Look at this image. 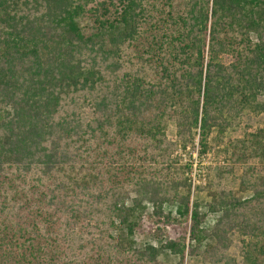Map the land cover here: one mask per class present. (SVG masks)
<instances>
[{
    "label": "trees",
    "instance_id": "obj_1",
    "mask_svg": "<svg viewBox=\"0 0 264 264\" xmlns=\"http://www.w3.org/2000/svg\"><path fill=\"white\" fill-rule=\"evenodd\" d=\"M245 113L264 114V0H0V264H264V121L197 188L212 228L172 156ZM148 204L188 236L137 247Z\"/></svg>",
    "mask_w": 264,
    "mask_h": 264
},
{
    "label": "rangeland",
    "instance_id": "obj_2",
    "mask_svg": "<svg viewBox=\"0 0 264 264\" xmlns=\"http://www.w3.org/2000/svg\"><path fill=\"white\" fill-rule=\"evenodd\" d=\"M221 61L226 62L229 60L228 56H222ZM81 118L84 122L90 120L93 116V109L91 106H84L80 110ZM264 121V114H243L238 126L228 128L225 132L221 142L216 143L213 140L214 132L209 135L208 142L209 147L206 153L201 154L199 152L198 134L194 141L187 145L185 149L177 147L172 156L178 159L177 165L187 167L191 164V168H185L184 175L191 182V198H195L203 203L202 212L206 213L203 219L202 225L205 228H212L217 214L209 213L206 211V202L209 201L205 190H197L198 186H205L212 179L213 173L217 168L230 165V160L225 153V147L236 138L243 135V132L254 131L258 126L262 125ZM166 134L169 140L175 139V126L173 123H168ZM249 163L256 164V172L260 175H264V166L257 163L256 160L251 159ZM211 169V170H210ZM242 174V166L239 164L233 165V174L228 175L225 181L227 187L232 188L234 191H238L239 188V176ZM194 182V184H193ZM240 196L248 197L249 191L239 192ZM172 208L164 206L165 213L170 212ZM157 228H160L158 231ZM189 222H182L181 224L172 223L165 224L163 217L156 216L153 210L148 204L145 210L142 212L139 226L134 233L135 245L142 246L146 243H152L156 245L161 238H179L181 236H188ZM230 245L227 249V254L236 258L238 262L241 260V237L236 232L229 233ZM177 258L175 256H169L161 254L158 258L159 264H175ZM184 264H222L213 261L204 262L199 255L186 256Z\"/></svg>",
    "mask_w": 264,
    "mask_h": 264
},
{
    "label": "built area",
    "instance_id": "obj_3",
    "mask_svg": "<svg viewBox=\"0 0 264 264\" xmlns=\"http://www.w3.org/2000/svg\"><path fill=\"white\" fill-rule=\"evenodd\" d=\"M193 184H194V182H193Z\"/></svg>",
    "mask_w": 264,
    "mask_h": 264
}]
</instances>
